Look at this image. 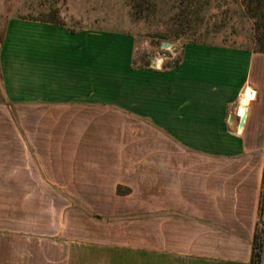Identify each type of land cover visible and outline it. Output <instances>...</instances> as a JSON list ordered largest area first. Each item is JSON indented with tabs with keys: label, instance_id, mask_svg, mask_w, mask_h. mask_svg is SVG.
<instances>
[{
	"label": "crops",
	"instance_id": "1",
	"mask_svg": "<svg viewBox=\"0 0 264 264\" xmlns=\"http://www.w3.org/2000/svg\"><path fill=\"white\" fill-rule=\"evenodd\" d=\"M0 38L6 102L112 107L170 140L161 157L112 172L120 180L110 194L137 192L133 213L143 218L81 224L74 235L58 199H100L110 175L75 177L54 144L0 127V264H249L264 174V54L191 43L170 70H131L126 33L8 19ZM96 160L89 167L105 166ZM119 210L93 213L125 217Z\"/></svg>",
	"mask_w": 264,
	"mask_h": 264
},
{
	"label": "rangeland",
	"instance_id": "2",
	"mask_svg": "<svg viewBox=\"0 0 264 264\" xmlns=\"http://www.w3.org/2000/svg\"><path fill=\"white\" fill-rule=\"evenodd\" d=\"M254 1L259 8L256 12L252 7L244 8L249 0H0V26L8 19L47 22L55 18L70 31L96 29L130 34L135 40L133 67L164 71L180 59L186 44L257 49L260 44L256 42L264 37V0ZM135 5L139 9L135 10ZM165 43L170 47L163 49ZM0 127L23 129L24 141L41 148L54 144L57 164H73L70 169L75 177L99 169L105 171L106 179L110 175L100 199H58V213L63 207L72 213L74 235L80 234L81 224L143 218V213H133L143 201L137 192L124 196L128 189L123 185L118 188L119 199L110 194L120 180L112 172L126 169L116 166L126 159L161 157L156 149L170 141L146 120L112 107L12 104L1 92ZM96 159H103L105 166L89 167ZM113 206L125 211L126 216L106 219L93 213L98 208L111 213Z\"/></svg>",
	"mask_w": 264,
	"mask_h": 264
},
{
	"label": "trees",
	"instance_id": "3",
	"mask_svg": "<svg viewBox=\"0 0 264 264\" xmlns=\"http://www.w3.org/2000/svg\"><path fill=\"white\" fill-rule=\"evenodd\" d=\"M255 2L256 1H254V0H249V3L246 4V6L244 5V8L249 10V8L252 7V9H254L255 12L258 11L259 8L257 6H255V4H254ZM139 7H140L139 5H135L133 8L136 10L137 8L139 9ZM253 18L255 19L256 16H254ZM51 20L52 21H49L50 23H54V24L59 25L58 21L55 18H53ZM185 34L186 33L184 32L183 35H185ZM177 35L179 36L181 34L178 33ZM163 39H166V37ZM257 44H260L257 49H255V50H246L245 49V50L250 51V52H254V53L264 54V37L262 38V40L257 41L256 45ZM224 47H229V46H224ZM229 48H234V47H229ZM235 49H237V48H235ZM178 64H179V60L171 68L166 69V70H170V69L176 67ZM130 69L136 70L133 67V63L131 64ZM166 70H164V71H166ZM249 264H264V174H263V179H262V191H261L260 201H259V206H258V217H257L256 227L254 230L252 244H251V257H250Z\"/></svg>",
	"mask_w": 264,
	"mask_h": 264
},
{
	"label": "water",
	"instance_id": "4",
	"mask_svg": "<svg viewBox=\"0 0 264 264\" xmlns=\"http://www.w3.org/2000/svg\"><path fill=\"white\" fill-rule=\"evenodd\" d=\"M169 47H170V43H165V44L162 45V48H163V49H165V48H169ZM153 66L155 67L156 64H153ZM230 119H232V117H231ZM243 122H244V114L242 115V117H241V119H240V124H239L240 127H242Z\"/></svg>",
	"mask_w": 264,
	"mask_h": 264
},
{
	"label": "bare ground",
	"instance_id": "5",
	"mask_svg": "<svg viewBox=\"0 0 264 264\" xmlns=\"http://www.w3.org/2000/svg\"><path fill=\"white\" fill-rule=\"evenodd\" d=\"M158 60H159V59H158ZM156 61H157V60H156ZM160 63H161V62H160ZM157 65H160L159 62L157 63ZM157 67H158V66H157ZM158 68H159V67H158ZM242 100H243V96L240 97V100H239V108L241 107ZM239 108H238V109H239ZM244 112H245V109H243V113H242V115L244 114Z\"/></svg>",
	"mask_w": 264,
	"mask_h": 264
}]
</instances>
